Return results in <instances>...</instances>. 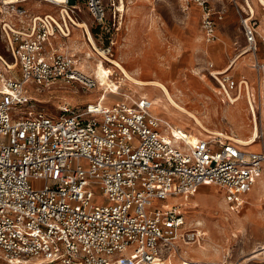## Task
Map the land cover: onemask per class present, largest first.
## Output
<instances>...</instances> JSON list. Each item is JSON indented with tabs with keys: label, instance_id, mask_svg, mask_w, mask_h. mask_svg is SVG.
I'll list each match as a JSON object with an SVG mask.
<instances>
[{
	"label": "built area",
	"instance_id": "built-area-1",
	"mask_svg": "<svg viewBox=\"0 0 264 264\" xmlns=\"http://www.w3.org/2000/svg\"><path fill=\"white\" fill-rule=\"evenodd\" d=\"M71 1L61 2L54 16L29 14L19 6L25 0H0V38L11 68L20 70L0 88V264H164L180 241L201 236L197 230L181 232L182 205L168 201L211 185L239 211L258 180L264 187V145L247 150L220 135L189 142L186 132H172L151 114L145 96L103 105L104 89L81 107L62 103L56 117L29 109V81L98 87L63 51L73 29L69 15L82 1L93 22L110 30L108 13L115 17L121 10L114 0ZM230 1L244 38L237 56L251 54L252 69L264 76V16L260 27L247 0L243 7ZM185 3L200 8L204 38L214 42L224 13L209 0ZM110 48L101 52L111 55ZM222 81L238 88L229 77Z\"/></svg>",
	"mask_w": 264,
	"mask_h": 264
},
{
	"label": "rangeland",
	"instance_id": "rangeland-1",
	"mask_svg": "<svg viewBox=\"0 0 264 264\" xmlns=\"http://www.w3.org/2000/svg\"><path fill=\"white\" fill-rule=\"evenodd\" d=\"M122 1L125 8L123 11L116 13L115 17L108 13L110 22L108 29L110 30L97 26L87 13L83 2L78 1V9L75 16L72 15V17L74 19L76 17V21L87 23L94 46L87 40L88 35L83 32V28L74 26L70 37L62 43L63 51L70 56L72 55L68 49L75 52L76 58L81 59L83 70L89 73L93 71V75L98 76L102 84L106 83L103 75L106 71H110L111 80L114 81L118 80V74H120V71L116 70L108 59L105 60L103 55L112 60H120L121 65L128 72L136 73L139 79L157 80L164 83L175 101L194 113L207 128L228 136L231 135L234 138L249 136L254 123L251 120L252 117L248 112L245 99L241 98L234 104L227 101L221 102L222 95L219 94V85L210 75L211 63L214 64H212L213 69H222L228 59L236 53L237 46L244 43L243 36L238 31L239 20L233 3L230 0H221L227 5L228 12L227 16L219 22V27L230 17H233L232 25L235 30L231 32V48L225 61L215 64L213 53L221 50L222 47L220 40H217V34L216 41L213 42L216 43L215 47L207 54H204V43L203 45L195 43L187 46L181 42L188 35L187 25L184 23L187 17L185 18L186 15L184 16L182 11V0H114L115 6L119 7ZM70 2L72 1L70 0ZM250 2L255 8L257 18L261 17L264 9L259 5V2L257 0H250ZM148 3L150 8L147 7ZM237 3L243 7V0H237ZM19 6L24 7L29 14L51 13L58 16V6L46 1L29 0ZM189 18L193 19L191 13ZM194 26L201 29L199 18ZM236 41L238 44H234ZM107 45H111V55L100 54L103 47ZM86 53H90L89 59H85ZM0 55L7 63H10V66L7 67L0 61L1 88V83L5 78L18 77L20 70L18 65L11 68L13 65L10 62V57L7 56L6 46L1 38ZM248 58L246 56L240 63V67L238 66L239 72L231 71L226 76L224 74L217 76L221 80L224 77H229L235 81H238L242 75L248 77L246 62L249 64L248 69L254 73L253 79L248 82L252 87L251 94L259 121L258 146L252 149L257 150L264 145V94L261 98L257 83L258 75L251 67L252 60L248 61ZM24 87L32 100V107L29 109L41 111L51 117L61 114L62 103H67L72 107H81L86 102H95L101 93L100 87L83 89L77 83L66 84L61 81H56L49 87H40L29 81ZM118 90L127 93L130 90H136L135 93H132L133 99L139 95L143 96L142 93H145L151 101L160 97L161 94L157 87L140 88L131 85L128 81L121 82L116 91L118 92ZM232 91L233 96L235 89ZM121 97L118 94H105L103 105H107V102L122 100ZM159 107L160 110L152 109L154 114L180 123L185 127L183 129L198 137H209L199 134L200 129L181 113H169L168 111H172L169 106L164 111L161 105ZM23 110L24 108L21 107L19 111ZM15 112L18 111L15 110ZM262 189L264 191V187L258 180L247 196L248 201L246 200L239 211H235L229 206L225 202L221 190L211 185L201 186L196 193L187 198L181 197L180 201L183 204L181 211L184 216L181 232L198 229L205 232V235L201 233L198 239L189 243L180 241L178 254L168 255L171 257V264H181V262L217 264L223 260H227L228 264H264V253L260 254L258 251L264 246V199L260 197L259 201L260 193H263ZM93 193L98 203L103 202L102 194L95 189H93ZM252 203L256 206H253ZM235 216L242 218L240 228L235 226V222L236 224L239 222ZM197 221H200L201 225H197ZM259 246L261 247L259 248ZM167 253V251H162L163 255ZM257 254L260 255L257 256Z\"/></svg>",
	"mask_w": 264,
	"mask_h": 264
},
{
	"label": "bare ground",
	"instance_id": "bare-ground-1",
	"mask_svg": "<svg viewBox=\"0 0 264 264\" xmlns=\"http://www.w3.org/2000/svg\"><path fill=\"white\" fill-rule=\"evenodd\" d=\"M19 0H8V2H17ZM25 1H29V0H25ZM37 1H46L47 3H50V4H53V5H56L58 6V12H59V9L61 8V6L59 5L61 2H64V1H67V0H37ZM257 2H262L264 3V0H257ZM122 4L119 5V9L121 11H123L125 8H124V3L123 1L121 2ZM247 3L248 5L250 6V8L252 9V11L254 12V7L251 5V2L250 0H247ZM260 4V3H259ZM244 6V4H243ZM47 14H51V13H47ZM52 15V14H51ZM70 19L73 21L72 23V26L74 28V26L76 28H83V32L87 35H88V38L87 40H89V42H91V44L94 46V42H93V39L91 37V34L89 32V29H88V25L87 23L85 22H80V21H76L72 16H70ZM68 46V45H67ZM69 52L71 53L72 57H73V60L75 62V66L77 68H79L80 70L84 71L83 68H82V63H81V59L80 58H76L77 55L75 52H73L71 49H68ZM100 54L103 55V52H101ZM245 54H248V52H245L243 53L242 55H240L237 60L230 66H234L238 60H240L241 56L243 57V55ZM108 61L113 64L114 68L117 70L120 71V74L119 75V78L117 81H114V80H111V75H110V71H106L103 75H104V79H105V82L104 84H102L99 79H98V76L96 77V75H93V71L92 72H86L84 71L85 73L87 74H90L92 75L94 78L97 79L98 81V87H100L101 89H104L105 92H104V95H103V100L101 101V104L105 103V94H118V95H121L122 97V100H133V95L130 94V93H127V92H121L120 90H118V92L116 91L117 88L121 85V82H129L131 85H134V86H137V87H140V88H143L145 86H154V87H157L160 91V97H157L154 101H151L148 97H146V94L145 93H142L143 96H145L146 98L149 99V101L151 102V106H150V112L152 115H154L156 118H158L160 121L168 124L170 127H171V130L172 132L174 133H178L177 132V129H179L181 132H186L187 134V138H188V141L189 142H195L197 139H199L200 137L196 136V134H192L190 131H187L186 129H183L185 127H183L182 125H180V123H175V122H172L170 121L168 118H161L160 116L156 115L153 113L152 109L153 110H160V105L162 106V110H167V107L169 106L172 111H168L169 113H181L182 115H184L187 119L191 120L195 126H197L199 129H200V132L199 134L201 135H206V136H209V137H203V138H212L214 139L216 136L220 135V136H223L225 138H230L231 140H234L235 142H239L241 145L244 146L245 149L247 150H252L254 148H257L258 146V143H257V139L260 137L259 136V121H258V117H257V113H256V108H255V104L253 102V98H252V94H251V85L250 83L244 79V80H239V84H238V88L235 89V95L232 96V90L233 89H229L225 86V84L223 83V81L217 76V75H220V74H224V76H226V73H228L231 68H226V69H222V70H219V71H216L212 68H210V75L213 76V78H215V80L217 81V84L219 85V94L222 95L220 101L221 102H229L230 104H234L235 102L239 101L241 98H244L245 99V103L248 107V112L249 114L251 115L252 119L253 120V127L251 128V132H250V135L245 137V138H234V137H231L224 134V133H221L219 131H215V130H212V129H209L207 128L203 122L192 112L188 111L187 109H185L184 107H182L181 105H179L175 99L173 98V96L170 94L168 88L166 87V85L160 81H157V80H141L137 77V74L136 73H131V72H128L122 65L119 61L117 60H112L111 58L109 57H106L105 55H103ZM90 58V53H86L85 54V59H89ZM240 58V59H239ZM0 61L3 62V64L5 66L8 67V65L10 66V63H7L4 58L0 55ZM211 67V65H210ZM116 73V72H115ZM117 74V73H116ZM204 75V74H203ZM205 76V75H204ZM200 77V76H199ZM202 78V76H201ZM202 81V80H201ZM257 83H258V87H259V94L262 98V95L264 94V76L262 75H259L258 78H257ZM118 85V86H116ZM116 86V87H115ZM212 87V86H211ZM210 87V88H211ZM116 89V90H115ZM242 92H243V97H242ZM156 94V93H155ZM110 103L107 102V105H109ZM250 108H252L253 110V114L250 113ZM255 186V185H254ZM216 191V190H215ZM177 199H179V201H177ZM261 199H263V195L261 196ZM181 200V197H174V198H171L168 203L170 202H178L180 203V205H182L183 207V204L182 202L180 201ZM235 218H238L237 220L239 221L238 224H236L235 222V226L237 228H240L241 227V222H242V218L241 217H236ZM197 225H201V222L200 221H197L196 222ZM197 231L200 232V234H204L205 235V232H201L200 230L197 229ZM261 248H264V246H262ZM260 250V249H259ZM179 252V251H178ZM177 252V254H178ZM264 252V249L260 250V253ZM163 259V262L164 264H171V257L170 256H165L162 258ZM181 264H188L187 262H181Z\"/></svg>",
	"mask_w": 264,
	"mask_h": 264
},
{
	"label": "crops",
	"instance_id": "crops-1",
	"mask_svg": "<svg viewBox=\"0 0 264 264\" xmlns=\"http://www.w3.org/2000/svg\"><path fill=\"white\" fill-rule=\"evenodd\" d=\"M210 1V5L216 10V11H222L223 13H224V17L225 16H227V12H228V7H227V5L224 3V2H222L221 0H209ZM150 3V2H149ZM149 3H148V5H147V7L148 8H150V6H149ZM182 11H183V13H184V16H185V18H186V20H184V23L187 25V27H186V29L188 30V35H186V37L187 38H184L183 39V41H181L184 45H187V46H189V45H191V44H197L198 43V45H203V43H204V45H205V48H204V54H207V53H209L212 49H213V47H215V44L216 43H213V42H206V40H205V38H204V33H203V31H202V29H199L198 27H196V26H194V23L196 22V24H197V20H198V18H199V20H200V18H201V11H200V8H198L197 6H195L194 4H186L185 3V0H182ZM251 5H252V3H251ZM253 6V5H252ZM146 7V8H147ZM254 7V6H253ZM145 8V9H146ZM185 9V10H184ZM151 10H153L152 8H151ZM254 12H255V8H254ZM191 13V15H192V20H191V18H189V14ZM263 16L264 15H262L261 17H259L258 18V20H259V24H260V27H261V24H262V20H263ZM232 23H233V17L231 18L230 17V19H228V20H226L223 24H222V26L221 27H219V22L217 23V26H216V34H217V40L219 41L220 40V44L222 45V47H221V50H219V51H217V52H214L213 53V58H214V61H215V64H221V63H223V61H225V59H226V56H227V54H228V52H229V49L231 48V32L233 31V30H235L234 29V26L232 25ZM198 29V30H197ZM195 30V31H194ZM238 31H239V33L240 34H242L241 33V30H240V26L238 27ZM198 33V34H197ZM243 36V35H242ZM196 37H198V38H196ZM221 38V39H220ZM196 41V42H195ZM216 41V40H215ZM214 41V42H215ZM243 42H244V38H243ZM234 44H238V41H236V42H234ZM244 45V43L243 44H239L238 46H237V48H236V53L232 56V57H230L229 59H228V61H227V63L224 65V69H226V68H231V70L229 71V72H231V71H236V72H239V65H240V63L241 62H243V59L246 57V56H248L249 58H248V61H251V60H253V56L251 55V54H245V55H243V57L241 56L239 59L240 60H238L237 61V63L234 65V66H232V67H230L236 60H237V58L239 57V56H237V54H238V51H239V49L242 47ZM263 56V49H262V47L260 46V49H259V52H258V57H262ZM213 63H211V67L210 68H212L213 69V65H212ZM246 65H247V68H246V70H247V72H248V77H245V76H241L239 79H238V81L239 80H244V79H246L247 81L248 80H252L253 79V75H254V73L250 70V69H248V62H246ZM239 66V67H238ZM222 68V69H223ZM222 69H220V70H222ZM215 70V69H214ZM216 71H219V70H217L216 69ZM229 72H228V74H229ZM227 74V73H226ZM130 94H132V93H135L136 92V90H134V91H132V90H130V91H128ZM140 96V95H139ZM89 102H91V101H89ZM93 102V101H92ZM114 101H112L109 105H111L112 103H113ZM247 109H248V107H247ZM262 191H263V189H262ZM262 195H264V191H263V193L261 192L260 193V196H259V201H260V197L262 196ZM248 201V200H247ZM253 204V203H252ZM253 206H256V205H254L253 204ZM259 254H257V256H258ZM256 257V256H255ZM240 264V263H239Z\"/></svg>",
	"mask_w": 264,
	"mask_h": 264
}]
</instances>
